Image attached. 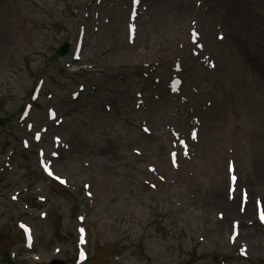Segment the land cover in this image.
Here are the masks:
<instances>
[{
	"label": "rangeland",
	"instance_id": "obj_1",
	"mask_svg": "<svg viewBox=\"0 0 264 264\" xmlns=\"http://www.w3.org/2000/svg\"><path fill=\"white\" fill-rule=\"evenodd\" d=\"M222 3L141 0L130 42L131 0H0V264H46L54 257L72 264L82 220L90 252L83 264H264V246L256 252L249 235L261 228L264 244V226L227 216L214 201L219 185L229 197V160L238 164V204L244 185L253 188V217V197L264 200L256 182L249 186L233 141L245 146L249 138L241 116L246 91L264 110V89L255 90L249 68L253 57L264 66V11L256 28L228 42ZM192 27L202 49L190 40ZM81 29L82 58L74 60ZM64 40L71 48L57 56ZM173 76L182 80L175 91ZM38 79L43 88L30 119L35 129L50 125L41 143L19 119ZM81 83L85 90L75 99ZM50 105L64 118L60 124L49 123ZM194 127L198 139L189 138ZM54 134L62 137L58 147ZM176 134L188 137L189 151L179 149L174 164ZM39 147L68 178L67 190L41 169ZM234 219L241 220V235L231 243ZM18 220L34 227L32 249L24 246ZM243 245L249 256L239 253Z\"/></svg>",
	"mask_w": 264,
	"mask_h": 264
},
{
	"label": "bare ground",
	"instance_id": "obj_2",
	"mask_svg": "<svg viewBox=\"0 0 264 264\" xmlns=\"http://www.w3.org/2000/svg\"><path fill=\"white\" fill-rule=\"evenodd\" d=\"M222 5L223 9H227V12H223L225 15L223 22L227 21L231 30H229V36L227 37L228 42L230 41L229 37L231 40L240 38L241 29L251 31L250 29H252L253 26L256 28L258 24L257 14L261 10L264 11V0H223ZM251 63L252 65L249 68L252 80L250 83L255 87V90L261 86L262 88L258 91H263L264 66L254 57L251 59ZM237 97L241 100L240 95ZM241 102L243 104L241 116L243 117L244 122L250 126V131L245 146H241L233 139L241 154L239 166H242L244 163V169H247L249 173L247 174L246 170H244V172L249 177V181L251 180L253 182H249V186H252L251 184L255 185L256 182L257 192H262V195L264 196V110L261 112V107L255 102L254 94L248 95L247 91L246 94H243ZM213 129H216L214 124ZM250 191L252 194V187L250 188ZM214 201L224 208L227 216L237 215L239 212H243L238 210L239 205L237 206L238 202L236 198L232 201L225 198L221 185L217 188ZM251 205V203L248 204L245 214L242 215L243 218L252 213ZM225 222H227V219ZM249 235L256 239V243L253 246L254 250L256 252H261L264 246V244L259 241L262 235L261 228H255L254 231L249 232Z\"/></svg>",
	"mask_w": 264,
	"mask_h": 264
},
{
	"label": "water",
	"instance_id": "obj_3",
	"mask_svg": "<svg viewBox=\"0 0 264 264\" xmlns=\"http://www.w3.org/2000/svg\"><path fill=\"white\" fill-rule=\"evenodd\" d=\"M67 47H68V44L65 43V44L62 46V48L60 49V53H65L66 50H67Z\"/></svg>",
	"mask_w": 264,
	"mask_h": 264
},
{
	"label": "snow or ice",
	"instance_id": "obj_4",
	"mask_svg": "<svg viewBox=\"0 0 264 264\" xmlns=\"http://www.w3.org/2000/svg\"><path fill=\"white\" fill-rule=\"evenodd\" d=\"M233 180H235V177H232ZM261 219L264 220V212L261 213Z\"/></svg>",
	"mask_w": 264,
	"mask_h": 264
}]
</instances>
